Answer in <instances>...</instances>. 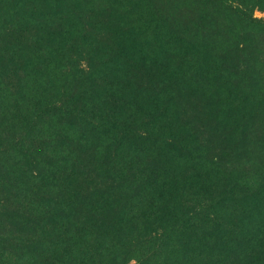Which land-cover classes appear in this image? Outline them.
Segmentation results:
<instances>
[{
	"label": "rangeland",
	"instance_id": "374dc122",
	"mask_svg": "<svg viewBox=\"0 0 264 264\" xmlns=\"http://www.w3.org/2000/svg\"><path fill=\"white\" fill-rule=\"evenodd\" d=\"M103 22L111 28H102ZM111 30L135 43L133 52L121 49L141 65H124L118 58L121 52L108 49ZM144 57L170 64L172 73L154 76L155 68L148 67L152 63L143 66L147 63ZM114 72L126 74L130 81L115 82L117 77L107 74ZM140 84H144L142 101H130V89ZM18 85L19 92L7 90ZM212 86L224 88L243 117L255 112L251 109L254 102L264 104V0H0V120L11 114L21 120L25 93L31 99L38 88L56 87L52 94L58 98L89 100L88 108L82 109L99 123L106 120L110 124L109 117L115 116L116 127L122 125L117 130L121 137L124 132L152 131L157 121L189 122L195 128L185 144L174 141L183 154L186 149H197L191 152L196 157L192 176L202 179L218 175L214 166L221 163L224 168L229 161L200 132L204 128L195 117L194 109L199 106L195 99ZM145 89L153 91V100H162L153 115L146 114L149 95ZM175 101L182 103L176 114ZM72 119L65 126L69 145L71 127L81 126ZM4 130L0 127V264H264L262 247L259 254V249L249 245L242 248L239 244L238 248L237 242L226 251L221 242L208 241L197 253L183 245L176 259L166 258L167 245L177 247L179 234L170 228L171 223L148 236L144 223L120 222L111 200H101L98 210L84 206L83 199L78 201L79 208L68 207L61 191L63 180L52 177L57 169L53 173L45 169L49 168L50 152L58 154L55 161L59 164L82 173L83 179L76 185L81 189L85 177L94 174L88 168V149L75 153L69 146H58L55 131L52 138H43L38 133L32 137L23 131ZM135 156L130 161L135 168L120 177L142 173L144 161ZM212 189L205 199L196 196L198 202L184 198L179 207L173 199V211L180 215L181 208L190 207L202 217L205 204L224 208L223 187L210 196ZM123 199L134 209L133 199ZM222 210L220 216L225 215ZM186 219L193 223L183 213L178 223L187 225ZM230 223L217 230L223 235L233 232ZM183 229L185 232L187 227Z\"/></svg>",
	"mask_w": 264,
	"mask_h": 264
},
{
	"label": "trees",
	"instance_id": "16d2710c",
	"mask_svg": "<svg viewBox=\"0 0 264 264\" xmlns=\"http://www.w3.org/2000/svg\"><path fill=\"white\" fill-rule=\"evenodd\" d=\"M107 24L108 22H103L102 28L105 30L111 28V25ZM109 41L108 49L119 50L121 53L118 54V58L124 65L130 64V67H134V64L141 65L138 59L129 57V51L121 49L127 48L133 52L132 48L135 47L133 46L135 43H129V39L124 34L120 32L114 34L113 32ZM143 60L147 62L143 66L152 63L148 67L155 68V71L150 70L154 71L153 75L155 74L156 77L164 75V73L169 76L172 73L171 65L162 60L155 62L145 57ZM107 74L115 75L117 83L125 84L130 81V78L122 72ZM143 86L144 84H140L138 87L130 89L129 92L133 95V99L130 101H142ZM211 88L195 99L199 106L195 107L194 112H197L195 117L198 118L201 129L204 128L200 132L207 135L215 149L229 157L228 166L223 168L219 165L221 163L214 166L215 174L221 175V178L211 174L202 177V179L199 176H192L195 174L193 165L196 157L191 152H197V149H186L183 154L178 150L180 148L177 141H174L180 139L185 144L187 136L195 128V126L189 127L191 123L162 120L154 123L152 131L146 133L124 132L125 136L121 137V133L118 134L117 130H120L119 127L122 125L116 127L115 122L118 121L115 116L114 118L109 117L110 124L106 125V120L99 123L90 118L87 110L82 109L83 107L88 108L89 100L82 99L77 102L71 98L66 100L63 96L58 98L52 94L56 87L38 88L36 89L38 94L32 95L31 99L30 94L25 93L27 99H21L24 117L18 120L13 117V114L6 116L0 120V127L5 130L14 129V133L23 131L26 133L24 135L28 134L27 136L32 137L33 134L35 136L38 133V136L43 138H52L55 131L58 135L54 140L60 138L58 146H69L75 153L82 148L88 149L91 155L88 168L94 174L92 177H85L82 181L85 186L81 189H78L76 185L83 179L82 173L76 171L74 167L69 168L66 163H64L65 165L59 164L55 161V156L58 154H54L55 151L50 152L49 168L46 166L45 169L50 173L57 169L52 177L57 181L58 177L61 182L63 180L61 191L62 196L69 201H67L68 207L79 208L78 201L83 199L84 206L88 205L98 210L101 208V200L104 203L111 200L117 207L116 214L120 222L125 224L134 221L144 223L145 233L148 236L158 228H163L164 223H171L170 228H175L179 234L175 240L177 247L167 245L168 249L163 253V256L168 255L166 258L176 259V252L179 254L183 245L190 246L196 253L200 252L205 249L204 244L208 241L214 244L221 242V246L225 250L231 249L234 242H237L238 248L239 244L242 248L249 245L259 249V254H261L262 250L264 251V185H261V182L264 184V104L254 102L251 109L255 112L248 117H243L239 108H236L235 104L231 102L232 100L226 97L224 88L218 86ZM7 90L10 94H14L19 92L20 88L18 85L13 88L8 87ZM145 90L149 95L146 100V114L152 113L153 115L156 111L154 107L162 100H153L154 95H151L153 91ZM67 101L71 104L68 107ZM183 101L184 103L189 101L186 95ZM173 107L176 114L181 109L182 103L175 101ZM69 117H72L75 122L79 121L77 123L81 125L80 127H75V125L71 127L70 145L65 128L70 124H67ZM63 121L64 126L61 124ZM38 123L44 126L41 128ZM157 123L158 127H156ZM54 143L56 144L57 141ZM103 144L107 145L103 147ZM162 144H166L167 147H161ZM22 151L23 149L20 150V153ZM131 155H136V158L139 156L144 161L140 165L143 171L129 178L120 177L123 172L126 171L128 174L130 169L133 170L134 166L130 165ZM220 179L226 181L222 182ZM43 181L45 184L46 181ZM210 187L213 188L210 196L223 187L220 197H224L226 205L223 207H226L227 210L205 204L204 208H207L202 217L190 207L181 208L180 215L173 211L171 205L173 199L176 200L173 203L177 207L182 204L184 198L188 202H198L196 196L205 199L206 192H209ZM67 191H71V193H66ZM124 197L134 200V209L126 206L130 203L123 201ZM211 201L215 202V199L212 198ZM43 203L45 202L43 201ZM188 209L190 210L188 211ZM220 209H223L225 215L220 216ZM182 213L188 218L192 217L193 223L186 219L188 224L190 222L189 225L179 224ZM226 222H231L229 226L235 231L223 235L217 228L225 225ZM186 227L184 232L183 228ZM255 240L259 242L254 243ZM226 243L227 245L223 246ZM214 253L217 252L212 254ZM198 256L202 255L198 254Z\"/></svg>",
	"mask_w": 264,
	"mask_h": 264
}]
</instances>
